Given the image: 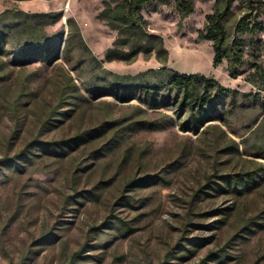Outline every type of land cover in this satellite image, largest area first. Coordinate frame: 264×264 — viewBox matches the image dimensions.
<instances>
[{
  "label": "rangeland",
  "instance_id": "1",
  "mask_svg": "<svg viewBox=\"0 0 264 264\" xmlns=\"http://www.w3.org/2000/svg\"><path fill=\"white\" fill-rule=\"evenodd\" d=\"M107 2L0 0V264H264V15Z\"/></svg>",
  "mask_w": 264,
  "mask_h": 264
},
{
  "label": "trees",
  "instance_id": "2",
  "mask_svg": "<svg viewBox=\"0 0 264 264\" xmlns=\"http://www.w3.org/2000/svg\"><path fill=\"white\" fill-rule=\"evenodd\" d=\"M248 1L253 7V10L257 12L256 17L259 18L264 15V0ZM147 2L148 0H113L112 3L107 2L104 15L107 13V19H112L108 22L109 26L114 29L124 31V33H126L131 39H137V41H148L149 39L156 37L152 34H148L144 28V18L142 17L141 12ZM113 3L115 6H113ZM180 3L183 6V8H180L182 10L183 18H186L191 13H193L192 0H181ZM240 31L242 32V35H246L248 33L245 28L241 29ZM159 40L160 44L164 47L163 39L159 38ZM215 50L216 55L214 57V65L217 66L222 62L223 59V52L220 48V43L215 45ZM158 71L170 74L169 84L177 88L179 91L184 92L186 96L197 93V90H199V88L204 85L207 86L212 84V80H209L200 74H184L176 71H170L167 68H161ZM40 145L45 151H54L57 148L63 149L61 144L40 143Z\"/></svg>",
  "mask_w": 264,
  "mask_h": 264
}]
</instances>
